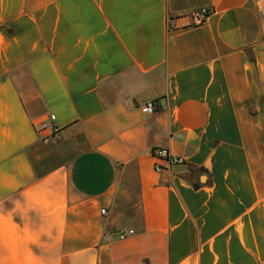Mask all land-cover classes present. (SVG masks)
<instances>
[{
    "label": "crops",
    "instance_id": "obj_1",
    "mask_svg": "<svg viewBox=\"0 0 264 264\" xmlns=\"http://www.w3.org/2000/svg\"><path fill=\"white\" fill-rule=\"evenodd\" d=\"M263 9L0 0V264H264Z\"/></svg>",
    "mask_w": 264,
    "mask_h": 264
},
{
    "label": "built area",
    "instance_id": "obj_2",
    "mask_svg": "<svg viewBox=\"0 0 264 264\" xmlns=\"http://www.w3.org/2000/svg\"><path fill=\"white\" fill-rule=\"evenodd\" d=\"M210 11H211V9L208 7H202V8H198V9L192 11L189 14L190 24L191 25H200V24L204 23L207 20L209 14H210ZM261 12L264 14V9ZM168 24H169V26L172 25V18H169ZM140 108L143 112H145L147 114H151L157 110V106H156L154 101L145 102L140 106ZM49 118L51 120L54 119V115L51 114L49 116ZM56 131H57V127L52 126L51 127V134L49 137H52L56 133ZM152 153L157 158L166 159L169 162H173V163L183 162V160L179 157L169 156V152L165 148H154L152 150ZM155 169L160 170V167L156 166ZM105 213H106V210L101 209V214H105ZM132 234H134V230L133 229H127V230L118 232V237L120 239H123V238H125L129 235H132Z\"/></svg>",
    "mask_w": 264,
    "mask_h": 264
},
{
    "label": "rangeland",
    "instance_id": "obj_3",
    "mask_svg": "<svg viewBox=\"0 0 264 264\" xmlns=\"http://www.w3.org/2000/svg\"><path fill=\"white\" fill-rule=\"evenodd\" d=\"M60 153H61V154H64V152H63L62 150H61V151H57V152H56L57 157L59 156ZM34 159H35V158H34ZM34 163H35V165H37V161H35Z\"/></svg>",
    "mask_w": 264,
    "mask_h": 264
}]
</instances>
